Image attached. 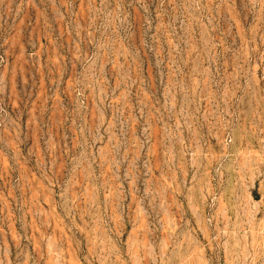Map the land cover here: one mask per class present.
<instances>
[{"label":"rangeland","instance_id":"1","mask_svg":"<svg viewBox=\"0 0 264 264\" xmlns=\"http://www.w3.org/2000/svg\"><path fill=\"white\" fill-rule=\"evenodd\" d=\"M0 264H264V0H0Z\"/></svg>","mask_w":264,"mask_h":264}]
</instances>
